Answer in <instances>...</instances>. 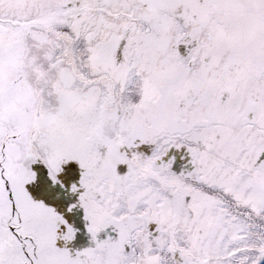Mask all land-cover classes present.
Returning <instances> with one entry per match:
<instances>
[{
	"label": "snow or ice",
	"instance_id": "6c2138e0",
	"mask_svg": "<svg viewBox=\"0 0 264 264\" xmlns=\"http://www.w3.org/2000/svg\"><path fill=\"white\" fill-rule=\"evenodd\" d=\"M0 264H264V0H0Z\"/></svg>",
	"mask_w": 264,
	"mask_h": 264
},
{
	"label": "rangeland",
	"instance_id": "374dc122",
	"mask_svg": "<svg viewBox=\"0 0 264 264\" xmlns=\"http://www.w3.org/2000/svg\"><path fill=\"white\" fill-rule=\"evenodd\" d=\"M83 241H84V237L83 236L78 238V242H83Z\"/></svg>",
	"mask_w": 264,
	"mask_h": 264
}]
</instances>
